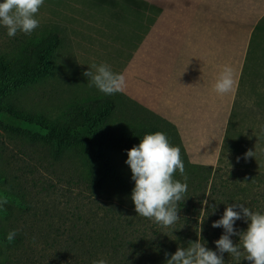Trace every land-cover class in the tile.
I'll list each match as a JSON object with an SVG mask.
<instances>
[{
    "label": "rangeland",
    "instance_id": "374dc122",
    "mask_svg": "<svg viewBox=\"0 0 264 264\" xmlns=\"http://www.w3.org/2000/svg\"><path fill=\"white\" fill-rule=\"evenodd\" d=\"M120 1L121 5L114 6V0H44L36 15L39 27L30 35L17 32L14 37H8L6 28L0 26V61L4 67L17 61L29 44L53 40V45L43 54L42 68L35 75H24L16 80L0 79V107L7 105L29 121L59 128L68 126L78 110L84 111L94 101L110 98L113 106L106 108L99 119L89 122L98 132L94 146L102 150L108 164L114 159L119 175L135 186L125 163L130 149L125 150L123 138L113 140L111 145L106 138L112 135L110 130L133 131L152 123L154 127L162 126L160 131L167 136L170 145L178 147L174 141L176 134L183 146L176 129L169 126L170 33L182 25L184 9L194 12L198 0ZM201 1L220 14L223 45L238 44L236 48L242 57L247 44V65L264 69V6L253 5L254 0ZM130 3L141 4L143 15L129 10ZM141 25L148 28L146 32L143 29L147 36L141 45H135V54L128 53L133 49ZM93 64H107L114 73L131 65L136 73L135 83L144 86L158 83L156 86L161 91L155 108L142 105L122 92L113 95L100 92L83 75ZM241 88L240 102L232 111L215 165H201L211 169L208 181L204 179L208 175L206 168H191L188 172L186 166V181L178 170L174 173L173 179L187 183L188 187L177 204L180 219L169 227L137 214L131 198L112 193L108 187L113 182L109 179L104 181L102 187L106 190L102 193L90 191L84 183L81 160L73 153V149H82L74 138L61 135L59 131L47 132L27 120L20 127L8 125L0 116V175L4 176L3 182L6 179L10 188L22 194L33 208L25 224L16 223L17 215L9 219V224L18 230L36 221L28 242L37 254L50 239L38 232L41 221L47 220L43 209H49L47 217H53L55 227L61 223L57 217L68 209L59 239L75 238L93 261L105 259L108 264H132L137 257L138 264H166L178 247L195 242L199 236L206 238L205 233L211 241L220 238L224 229L211 225L222 218L227 205H243L264 214V126L259 124L254 111L257 97L248 92L252 87ZM156 116L166 122L161 123ZM47 134L53 135L58 144L54 154L45 150L53 140ZM100 134L103 139H99ZM249 150L254 155L246 158ZM183 151L192 163L186 150ZM60 153L62 159L58 160ZM3 182L0 181V218L5 216L1 213L2 204L6 203L3 190H8ZM204 200L207 205L202 204ZM247 227L243 218L234 224L237 232L246 231ZM115 230L117 239L112 241ZM93 239L99 244L92 243ZM230 239L234 244L240 243L238 236ZM129 241L135 244L134 248L127 244Z\"/></svg>",
    "mask_w": 264,
    "mask_h": 264
},
{
    "label": "crops",
    "instance_id": "0c3cea01",
    "mask_svg": "<svg viewBox=\"0 0 264 264\" xmlns=\"http://www.w3.org/2000/svg\"><path fill=\"white\" fill-rule=\"evenodd\" d=\"M254 1L253 5L264 6V0ZM114 2V6L122 4L120 0ZM127 8L141 12L131 3ZM140 23L143 24L142 20ZM222 23L220 14L198 0L194 12L184 9L182 25L170 33V126L176 129L183 149L195 165H215L232 111L240 102V87H252L248 92L257 97L254 111L259 124L264 126V69L247 65V44L242 57L237 51L238 44L223 45ZM143 29L146 32L148 28L141 25V31L134 34L133 49L128 53L135 54V45L144 42L147 34ZM226 65L233 69L236 88L233 93L219 95L214 91V84ZM134 71L131 65L119 69L118 73L126 79L122 93L155 108L161 91L156 86L158 83L139 85L133 80Z\"/></svg>",
    "mask_w": 264,
    "mask_h": 264
},
{
    "label": "clouds",
    "instance_id": "9594fccd",
    "mask_svg": "<svg viewBox=\"0 0 264 264\" xmlns=\"http://www.w3.org/2000/svg\"><path fill=\"white\" fill-rule=\"evenodd\" d=\"M43 4L44 0H3L0 3V26L6 28L8 37H14L17 32L30 35L39 27L36 15ZM83 75L105 95L123 92L126 88L125 76L114 73L107 64H93ZM235 88L233 69L226 65L214 84V91L226 95L235 92ZM253 155L254 152L249 150L245 157ZM127 157L125 163L135 182L131 200L136 213L165 227L174 225L180 219L177 204L183 199L188 187L187 183L173 179L178 170L187 180L179 147L170 145L163 132H156L145 135L138 146L127 151ZM207 203V200L202 201L203 205ZM242 218L248 223L247 230L237 232L234 224ZM211 227L224 229V234L215 241L217 251L207 249L199 236L195 242H189L187 248L178 247L166 264H224V253L231 254L237 260L244 255L251 264H264V214L253 212L243 205L230 204L225 207L222 218ZM15 236L16 232L11 231L6 238L11 242ZM232 236L239 237L240 245L233 243L230 239ZM92 264L108 262L99 259Z\"/></svg>",
    "mask_w": 264,
    "mask_h": 264
},
{
    "label": "trees",
    "instance_id": "16d2710c",
    "mask_svg": "<svg viewBox=\"0 0 264 264\" xmlns=\"http://www.w3.org/2000/svg\"><path fill=\"white\" fill-rule=\"evenodd\" d=\"M134 5L136 6V8L141 9L140 16H142V10L144 9L143 6L141 4L138 5V3ZM52 45V39H49L48 41L42 42L38 45L29 44L23 49V51L20 53V57L13 64H9L4 67L0 61V79L5 77L8 80H16L25 77L24 75H35L42 68L41 66L43 65V54H45L48 48ZM111 101L112 100L110 98L94 101L93 103H91V106L89 105L90 107L84 109V111L78 110L75 118L71 120L68 126H60L59 128L46 126L44 127L40 124H37L36 121H29L28 119L14 113L12 111V108L7 107V105H2L0 107V116L4 118L5 122L8 125L20 127L22 126L24 120H27L30 124L35 125L42 130H46L47 132L52 131V133L54 134L56 133V131H59L58 133H60L61 135H66L74 138V140L81 143L82 149H73V153L81 160V166L85 171V186L90 191L100 194L104 190H106V188L102 187L104 181L106 179H109L113 182V185L109 186L108 188H111L113 194H121V196L123 197L131 198V193L134 186L130 185L131 182L127 178H123L119 175V169L117 166L118 163L114 159L110 160V163L108 164L105 160L106 158L104 157L102 150L99 148H95L94 141L97 137L98 132H96V130L93 129L91 127L92 125H90L89 123L91 120L99 119L106 108L110 106L112 107L113 103ZM156 119L161 121V123L166 122L158 116H156ZM153 125L154 124L151 123L150 126L135 129L133 131H126L124 129L110 130L112 135H108L106 140H108L111 145L113 144V140L123 138V145H125V150L131 149L134 146H138L140 140L143 139L145 135L161 132L160 130L162 129V126L154 127ZM170 128L173 127L170 126ZM173 133L175 134V132ZM47 135L49 136L50 140L54 138L53 135ZM174 136V141L181 150L180 152H182L181 159L182 161H186V163L184 164V167L186 168L187 166L188 168V170H186L188 172H191V168H206L208 170V175H205L204 179L205 182H207L211 169L209 167L190 163L183 151V147L177 141L176 134ZM103 138V135L100 134L99 139ZM110 145L107 146L110 147ZM57 147L58 144L53 139L50 142V145L45 148V150L49 154H54L57 152ZM56 158H58V160H61L62 153H60ZM3 179L4 176L0 175V181L3 182ZM3 183L8 188V190H3V195L6 203L4 202L2 204L3 210L1 211V213L5 214V216L0 218V264H15V262H18V264H23V262H26L27 260H29L27 264H92L93 260L86 256L87 252L83 249V246L79 245L75 238H72L71 241H68V238L59 239L61 237L59 230L63 227L64 219L69 214L68 209H64V215L57 217L61 221L60 224H57V227H55V224L51 221L53 217H47L48 215L46 210L49 209H43V215L47 218V220L45 221L44 219L41 221L42 225L38 227V232L40 234H45L46 237L50 239L42 244L44 248H42L39 252H37V254H35V251L31 250L28 240L30 239V236H32L30 230H32L33 225L36 223V221H32L33 223L31 225L26 224L28 226L26 227L27 229L21 228L17 230L9 224V219H12L11 217L16 215L18 219L16 223L25 224L27 215L33 214V212L29 213L31 210H33V208L30 207L29 202L25 200L22 194L10 188L6 179ZM49 229L52 231H50ZM11 231H15L16 236L11 242H9L6 237ZM112 233L113 232H110V234ZM205 235L206 238L201 237L202 241L205 242V247L209 250L217 251L215 241H211L210 236H207L208 233H205ZM116 239L117 236L115 230L112 235V241ZM218 239H216V241ZM119 240H121L120 237ZM92 243H94L95 245L99 244L95 239L92 240ZM33 244H36V242ZM127 244L131 245L133 248L135 247V244L130 241ZM237 245H240V243ZM184 246L185 248H187L189 245L186 244ZM24 257L26 258L23 259ZM223 260L224 264H251V262L245 260L244 255H241L240 259L237 260L231 254L224 253ZM131 263L138 264L139 259L136 257V259H134Z\"/></svg>",
    "mask_w": 264,
    "mask_h": 264
}]
</instances>
